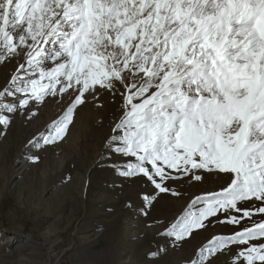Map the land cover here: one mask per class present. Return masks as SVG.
<instances>
[{"label": "snow or ice", "instance_id": "obj_1", "mask_svg": "<svg viewBox=\"0 0 264 264\" xmlns=\"http://www.w3.org/2000/svg\"><path fill=\"white\" fill-rule=\"evenodd\" d=\"M13 61L0 126L30 102L66 97L40 137L55 143L78 106L101 91L119 96L107 143L128 158L119 175L172 195L169 181H201L200 170L223 180L167 232L183 241L214 222L232 226L189 264L221 253L264 264V0H0V63Z\"/></svg>", "mask_w": 264, "mask_h": 264}, {"label": "rangeland", "instance_id": "obj_2", "mask_svg": "<svg viewBox=\"0 0 264 264\" xmlns=\"http://www.w3.org/2000/svg\"><path fill=\"white\" fill-rule=\"evenodd\" d=\"M15 68V61L0 63V89ZM30 103L0 126V264H189L213 235H232L231 225L215 222L183 241L167 234L192 200L219 189L216 174L200 170L201 181H169L178 195L118 174L128 158L107 143L121 115L119 96L101 91L78 106L66 136L51 144L40 137L67 98ZM149 193L150 204L143 198ZM230 261L224 253L211 258Z\"/></svg>", "mask_w": 264, "mask_h": 264}, {"label": "bare ground", "instance_id": "obj_3", "mask_svg": "<svg viewBox=\"0 0 264 264\" xmlns=\"http://www.w3.org/2000/svg\"><path fill=\"white\" fill-rule=\"evenodd\" d=\"M9 239H10L9 241H11V240H14V238H13V237L11 238V235H10Z\"/></svg>", "mask_w": 264, "mask_h": 264}]
</instances>
